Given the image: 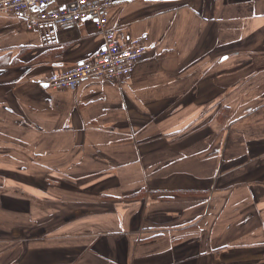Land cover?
<instances>
[{
  "label": "crops",
  "instance_id": "crops-1",
  "mask_svg": "<svg viewBox=\"0 0 264 264\" xmlns=\"http://www.w3.org/2000/svg\"><path fill=\"white\" fill-rule=\"evenodd\" d=\"M112 2L117 41L148 38L119 81L45 85L102 47L90 21L0 26V196L46 229L30 264H264V0Z\"/></svg>",
  "mask_w": 264,
  "mask_h": 264
},
{
  "label": "built area",
  "instance_id": "built-area-1",
  "mask_svg": "<svg viewBox=\"0 0 264 264\" xmlns=\"http://www.w3.org/2000/svg\"><path fill=\"white\" fill-rule=\"evenodd\" d=\"M112 0H0L1 15H17L27 31L43 27L68 28L90 21L103 45L91 60L52 73L45 85L53 90H73L86 80L119 81L131 75L148 51L146 36L119 43L110 27Z\"/></svg>",
  "mask_w": 264,
  "mask_h": 264
},
{
  "label": "trees",
  "instance_id": "trees-1",
  "mask_svg": "<svg viewBox=\"0 0 264 264\" xmlns=\"http://www.w3.org/2000/svg\"><path fill=\"white\" fill-rule=\"evenodd\" d=\"M19 58V55L17 57H15L14 59H10L8 55L2 57L0 59V67H5V66H11V67H14L16 65H19V62H20V59ZM91 60V59H90ZM15 174L13 173H1L0 172V187L3 186V184L5 183V185H11V186H20V185H16V179H15ZM19 178V177H18ZM23 184L26 185V186H32L33 184H36L38 182V180L35 178V175H32V174H29L27 176H23ZM20 181V180H19ZM142 193L141 192H138L136 194V196H133V197H139L141 196ZM11 215H16L18 216V220L21 221V220H25V222H28L29 221V217L26 213L24 212H13V211H10V210H6L5 208H3L2 206V203H1V196H0V218L2 220H4L5 222H7V219L9 216ZM4 218V219H3ZM36 227H33L30 228V231L27 230L24 232V234L22 235L23 237L24 236H27V238L29 239H34L36 238L37 236H42L45 232H46V229L44 227H41V226H38V225H35ZM32 229V230H31ZM2 230V229H0ZM29 231V232H28ZM36 232V234H35ZM26 239H21L18 241V243H16L14 246L15 247H10L9 249H7L4 253L0 254V264H15V262L19 263L21 262V264H30V258H29V255L30 254L32 256V254H34V256L36 255V253H38L39 251H35V252H30L26 249V245L27 242H26ZM18 244V245H17ZM12 250H20L19 251V255L17 256V251H16V258L14 261L12 260H7V255H8V252L9 251H12ZM41 251V250H40ZM11 253V252H9ZM42 258H44V256H42ZM37 260H41V257H39Z\"/></svg>",
  "mask_w": 264,
  "mask_h": 264
},
{
  "label": "rangeland",
  "instance_id": "rangeland-1",
  "mask_svg": "<svg viewBox=\"0 0 264 264\" xmlns=\"http://www.w3.org/2000/svg\"><path fill=\"white\" fill-rule=\"evenodd\" d=\"M0 26H2V27L7 26V29H14L15 31H17L16 35H19L17 37L21 40H24L26 38V32L33 33V32L39 31L38 29L34 30V31H27L25 24H24V21L17 15H5V16H3L0 14ZM23 48L24 49H22V51L24 52L28 48V46L24 45ZM235 98H237V95H232V102L237 101V99L235 100ZM237 116H238V114L235 113L233 117H237ZM235 132H236V130H235ZM39 163H43L45 165V162H43V161H40ZM18 219L19 218L16 215L9 216L7 219V222H5L4 220H2L0 218V229H2V230H0V250L5 248L4 246H8L6 248V250L9 249L10 247H15L14 245L16 243H18L19 240L27 238V236H24V237L22 236L24 234V232L27 230L30 231V228H32V226L36 225V222H34V221L29 220L28 222H25V220L19 221ZM55 227H56V224H55ZM35 234H36V232H35ZM30 240L31 239H29V238H27V240H26V242H28L27 243L28 245H30V243H31ZM27 244H26V246H27ZM9 250H11V249H9ZM16 251L17 250L9 251L11 253L8 252L7 260L10 259V260L14 261L16 258ZM19 251L20 250L17 251L18 252L17 256L19 255ZM4 252H5V250H3V253ZM28 255H29V258L31 260H33V257L30 254H28Z\"/></svg>",
  "mask_w": 264,
  "mask_h": 264
}]
</instances>
